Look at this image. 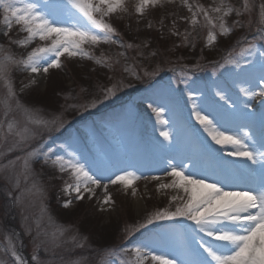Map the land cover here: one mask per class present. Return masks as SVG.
I'll use <instances>...</instances> for the list:
<instances>
[{
  "label": "rangeland",
  "instance_id": "obj_1",
  "mask_svg": "<svg viewBox=\"0 0 264 264\" xmlns=\"http://www.w3.org/2000/svg\"><path fill=\"white\" fill-rule=\"evenodd\" d=\"M189 2L208 6L212 0ZM231 2L236 6L242 4V0ZM133 3L134 0H129L131 15L117 13L110 18L125 47L100 44L93 49L95 56L103 54L112 57L113 61L118 59L119 63L103 67L94 60L62 57V68L50 69L47 75L36 78L37 83L24 88L22 92L20 88L29 84L32 74L20 70L12 73L20 102L39 110L44 117L63 111L69 104L83 103L93 97L102 98L104 87L122 81L116 96L96 108L87 111L81 108L68 109L64 113L68 122L65 128L59 132L45 133L42 138L33 142V147L44 152L52 150L63 154L66 145L73 143L89 161H94L105 169L106 177L114 178V174H120L123 170L135 171L141 177L134 182L137 189L135 196L131 194V189L125 191L119 183L109 184L108 192L114 203L103 206L106 210L102 211V187L96 189L95 196L89 197L86 193L84 199L77 200L75 193L63 191L65 181L69 180L67 173L61 174L51 164L45 165L42 160H36L31 163L33 172L25 182L23 159L16 161L14 167L9 163L16 156L22 157L23 153L20 150L7 155L0 152V241H3L6 232L15 233L14 242L26 264H36L31 257L38 243L41 260L51 264H62L61 257L64 260L87 257L86 264H97L102 250L109 248L115 250V264H125L132 254L124 253L121 249H130L148 237H155L159 241L163 236L162 230L169 227L176 229L175 240L178 244L182 242L185 246H191V237L187 234L186 227L190 221L160 222L159 228L149 226L147 231L141 230L134 236H128V231L142 223L149 213L168 207L172 196L185 195L182 191L171 188L157 191L158 183L170 182L171 178L164 176L169 161L182 162L188 166V171L194 168L199 170L208 177L209 182L225 176L245 175L239 166L242 162L227 155L231 147L222 148L212 141L192 116L189 92H196L195 102L198 105L203 102L211 105L214 114L221 121L219 126L222 131L240 133L246 130L256 141L257 147L264 137V100L257 96L248 101L239 92V86L248 85L241 83L238 86L231 78L239 69L235 65L225 64L228 52L232 49H235L233 58H239L243 68L247 69L245 58L255 60L252 90H260L259 53L264 52V38L255 31V25L252 28H234L227 36L218 35L212 46L205 42L207 29L197 28L193 33L196 37L193 46L183 44L182 35L172 34L173 31L183 34L186 28H190L186 21L179 19L181 16H190L187 8L181 6L180 0H176L174 4H165L164 7L150 8L142 17H138L132 10ZM237 19L247 17H237L233 13L227 17L228 25L231 26ZM173 20H176L175 28ZM149 23L151 27L148 26ZM9 35L13 39H20L25 34L14 27ZM245 38L255 45L253 55L240 54V46ZM128 43L134 47L127 48ZM0 44L10 47L17 55H24L35 46L33 44L28 49L18 47L10 44L2 34ZM136 45L139 47H135ZM120 53L123 55H118ZM126 67L128 71H124ZM154 69L158 71L157 75H144L145 70L151 72ZM133 73L138 74L139 78ZM213 81L227 82V94L236 101L235 109L224 105L216 111L224 102L215 96L218 89L213 87ZM0 92H3V88H0ZM246 102L251 103V108L244 107ZM149 105L164 108L161 119L167 121L166 124L158 121ZM2 118L0 114V119ZM164 130L171 133V139L165 140L160 135ZM8 146L5 144L4 148ZM6 164L8 170L4 171ZM253 167L258 170L260 165ZM155 176L161 177V180L153 179ZM17 178L21 189L30 188L35 180L44 190L42 200L39 196L26 193L21 195L15 186ZM15 196H21L19 202L14 200ZM65 200L72 201L67 208L64 207ZM42 206L47 209L44 227L49 232L55 227L68 229L64 239L73 234H78L81 239L87 237L83 241L85 247L81 249L69 242L53 248L46 238H38L34 217L40 214ZM174 206L173 204V208ZM49 217L53 221L51 225L48 224ZM29 225L32 226L31 233L27 231ZM155 246L158 251L169 250L160 243ZM0 264H12V259L2 249ZM145 264L153 262L149 259Z\"/></svg>",
  "mask_w": 264,
  "mask_h": 264
},
{
  "label": "snow or ice",
  "instance_id": "obj_2",
  "mask_svg": "<svg viewBox=\"0 0 264 264\" xmlns=\"http://www.w3.org/2000/svg\"><path fill=\"white\" fill-rule=\"evenodd\" d=\"M176 0H134L132 10L138 17H142L150 8L164 7L165 4L175 3ZM181 6L187 8L190 16H181L180 20L186 21L190 28L184 33L173 31V35L183 36V44H192L196 37L193 33L197 28L207 29L205 42L212 46L219 36H227L234 28H252L264 38V0H242L240 6L234 5L231 0H212L208 6L200 3H190L189 0H180ZM117 13L131 15L129 0H0V34L8 38L10 44L28 49L24 55H17L10 47L0 44V152L5 155L14 150H20L23 156L14 157L9 163L14 167L16 161L23 159L24 181L27 182L33 172L31 163L42 160L45 165L51 164L61 174L67 173L69 180L65 181L63 191L75 193V199L82 200L87 193L89 197L95 196L96 189L103 188L104 197L100 202L103 206L114 203L108 186L120 184L124 190L131 189L135 196L137 189L134 182L141 177L135 171L123 170L120 174L105 176V169L99 167L94 161H89L79 150L78 146L69 143L63 149V154H57L49 150L41 151L33 147V142L42 138L45 133L59 132L65 128L64 113L68 109L81 108L85 111L96 108L105 101L116 96L120 90L122 81L110 83L102 89V98H91L79 104H69L61 112L53 113L49 117L41 115L39 110L22 104L14 87L13 71L20 70L31 75L29 84L24 88L36 84L37 76L47 75L50 69L63 67L62 57L82 58L94 60L103 67H111L112 57H97L93 49L100 44H117L125 47L120 38V33L110 22L111 16ZM235 13L237 17L246 16L247 19H237L229 26L227 17ZM163 24V20H161ZM175 28L176 20L172 21ZM151 27V23L148 25ZM16 27L25 35L20 39H13L9 33ZM191 37V39H190ZM255 37H253V40ZM40 41L41 43H36ZM127 48L134 47L128 43ZM135 47H139L136 45ZM255 45L245 38L240 46V54L253 55ZM235 49L228 52L225 64L235 65L239 71L231 78L234 84L244 83L247 87L239 86V92L248 98V101L259 96L264 100V52L259 53L258 77L260 90L254 91L252 84V70L255 60L245 58L247 69L240 66L239 58H233ZM118 55H123L120 53ZM155 56V53H152ZM224 67V65H221ZM124 71H128L126 67ZM139 78V75L133 73ZM158 71L154 69L144 71L145 76H155ZM213 87L217 88L215 96L223 101L216 111L228 105L235 109L236 101L227 94V82L213 81ZM192 100V116L203 128V131L211 137L212 141L224 147H231L227 153L236 157L242 163L243 177L225 176L209 182L206 175L199 170L188 171V166L181 163L168 162L164 176L170 177L168 183H158L157 191L163 189H176L182 191L183 196H172L169 206L149 213L142 223H138L133 230L128 231V236H134L141 230L147 231L149 226L159 228L160 222L190 221L187 234L191 237V246H185L175 240L176 229L169 227L162 230L163 236L158 241L155 237H148L136 243L130 249H121L122 252H130L132 255L125 264H145L149 259L153 264H264V137L261 138L259 147L248 131L240 133L236 131L221 130V121L216 117L211 105L207 102L197 104L196 92H189ZM155 113L158 121L166 124L161 119L164 108L149 105ZM244 107L251 108V103L246 102ZM250 115V113H249ZM160 135L165 140L171 139V133L161 131ZM11 138V139H10ZM248 141H252L250 144ZM9 146L5 149L4 145ZM250 162V163H245ZM259 164L257 170L253 166ZM4 171L8 165H4ZM153 179L160 181L161 177ZM105 180L107 182L105 183ZM242 180V183H241ZM15 186L21 195L25 193L31 196L43 197V188L33 180L30 188L21 189L20 180L17 178ZM21 196H15L19 202ZM179 201V202H177ZM71 200L64 201V207L71 205ZM173 204L175 205L173 208ZM47 209L41 207L40 214L34 217L36 236L46 238L53 248H58L64 243H72L75 247L84 248V240L78 234H73L64 239L68 229L55 227L51 232L44 227L45 213ZM53 223L51 217L48 224ZM32 232V226L27 228ZM15 233L4 234L0 241V249L12 259V264H26L19 254L15 244ZM43 243V241H41ZM160 243L169 250L158 251L156 244ZM40 243L35 246L31 259L36 264H51L41 260L39 255ZM47 251V248H45ZM114 249H104L101 252L97 264H115L113 260ZM87 257H71L62 264H86Z\"/></svg>",
  "mask_w": 264,
  "mask_h": 264
},
{
  "label": "bare ground",
  "instance_id": "obj_3",
  "mask_svg": "<svg viewBox=\"0 0 264 264\" xmlns=\"http://www.w3.org/2000/svg\"><path fill=\"white\" fill-rule=\"evenodd\" d=\"M42 77H43V75H40V76H37L36 78H37V79H40V78H42ZM240 164H241V163H240ZM240 164H239V165H240ZM241 169H242V168H241ZM242 171H244V169H242ZM138 204H140V200H139V199H138Z\"/></svg>",
  "mask_w": 264,
  "mask_h": 264
},
{
  "label": "trees",
  "instance_id": "obj_4",
  "mask_svg": "<svg viewBox=\"0 0 264 264\" xmlns=\"http://www.w3.org/2000/svg\"><path fill=\"white\" fill-rule=\"evenodd\" d=\"M85 218H86V217H85ZM90 219H91V218H90ZM109 241H110V240H109ZM109 241H108V242H109ZM109 244H110V243H109ZM109 244H108V245H109Z\"/></svg>",
  "mask_w": 264,
  "mask_h": 264
}]
</instances>
